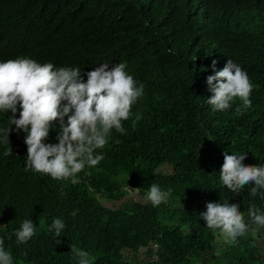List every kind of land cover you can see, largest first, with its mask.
<instances>
[{
  "label": "trees",
  "instance_id": "16d2710c",
  "mask_svg": "<svg viewBox=\"0 0 264 264\" xmlns=\"http://www.w3.org/2000/svg\"><path fill=\"white\" fill-rule=\"evenodd\" d=\"M17 57L78 67L83 82L82 70L126 62L144 93L122 121L126 131L111 130L96 150L103 159L75 185L25 171L26 133L12 125L9 143L0 133V239L13 264H78L72 244L94 264H264L248 217L252 204L264 213V190L233 193L219 177L225 151L264 166V0H0V62ZM228 59L253 84L242 115L238 97L228 110L206 103L207 77ZM11 115L0 111V129ZM59 132L52 122L45 143H58ZM152 184L173 191L158 207L135 210L134 195L146 199ZM208 202L238 204L250 225L222 251L212 252L219 230L200 218ZM56 218L65 224L59 237L50 230ZM25 219L35 233L18 243Z\"/></svg>",
  "mask_w": 264,
  "mask_h": 264
},
{
  "label": "clouds",
  "instance_id": "9594fccd",
  "mask_svg": "<svg viewBox=\"0 0 264 264\" xmlns=\"http://www.w3.org/2000/svg\"><path fill=\"white\" fill-rule=\"evenodd\" d=\"M216 61H213V67ZM87 79H81L78 67L56 68L52 62L40 64L27 57H17L0 62V111L12 113L9 126L0 129L5 142L9 143L11 126L26 133L27 146L25 171L50 175L54 180H71L73 185L79 181L77 174L86 167L92 168L103 159L96 150L108 142L111 130L123 134L126 130L122 121L129 119L131 108L144 93V85L137 86L133 76L126 71V62H119L109 68L103 63L94 70H82ZM213 81H216L213 84ZM212 93L206 103L215 111L228 110L234 98L242 105L235 108L237 114L251 107L250 94L253 84L241 66L228 59L222 70L207 77ZM19 105V118H16ZM67 117L65 124L64 118ZM140 115L132 122L136 127ZM59 121L58 143H45L49 137L52 122ZM13 155L11 147L4 156ZM223 164L219 171L220 181L233 193H239L246 185L253 184L250 195L255 197L264 190V166L245 165L246 154L229 155L223 153ZM129 188V186H128ZM134 193L139 188L130 189ZM172 189L163 191L152 184L146 200L158 207L171 195ZM252 224L264 227V213L252 204L248 208ZM206 226L219 230L225 244L235 245L237 238L244 236L250 225L245 222L244 213L236 203H206V211L200 213ZM65 224L54 219L50 230L55 237L61 236ZM255 235L257 228H251ZM35 233L31 219H25L21 228L15 232L18 243H26ZM254 246V245H253ZM78 264H94V257L87 251L71 245L70 251ZM0 264H13V257L6 250L4 240L0 239Z\"/></svg>",
  "mask_w": 264,
  "mask_h": 264
},
{
  "label": "rangeland",
  "instance_id": "374dc122",
  "mask_svg": "<svg viewBox=\"0 0 264 264\" xmlns=\"http://www.w3.org/2000/svg\"><path fill=\"white\" fill-rule=\"evenodd\" d=\"M168 168H164V171H167ZM135 197L133 198L134 202H133V205H134V209H143L146 207L147 205V200L146 199H142L140 197H137L136 195H134ZM117 206V204H115ZM255 239H260L263 241V245L264 246V227H260L258 228V231L256 232V234L253 236ZM227 244L224 243L222 237L218 234V237H217V240L213 246V250L212 252H215L217 250L219 251H222V250H225L227 248ZM263 251H264V247H263ZM209 257V254H206V257ZM144 255H140L139 256V259L141 261L144 260ZM147 260V259H146ZM144 262V261H143ZM194 264H200V263H194ZM208 264H211V262H209Z\"/></svg>",
  "mask_w": 264,
  "mask_h": 264
}]
</instances>
